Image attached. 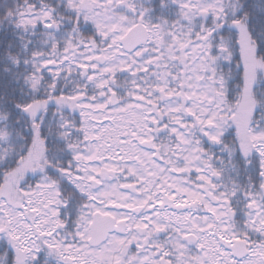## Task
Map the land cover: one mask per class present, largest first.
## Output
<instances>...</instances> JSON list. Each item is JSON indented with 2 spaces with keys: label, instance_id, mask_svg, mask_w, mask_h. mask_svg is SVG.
Masks as SVG:
<instances>
[{
  "label": "snow or ice",
  "instance_id": "obj_1",
  "mask_svg": "<svg viewBox=\"0 0 264 264\" xmlns=\"http://www.w3.org/2000/svg\"><path fill=\"white\" fill-rule=\"evenodd\" d=\"M0 264H264V0H0Z\"/></svg>",
  "mask_w": 264,
  "mask_h": 264
}]
</instances>
